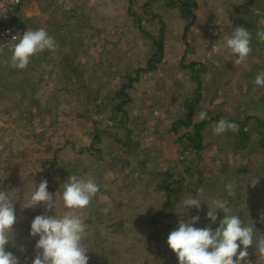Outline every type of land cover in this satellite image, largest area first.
Instances as JSON below:
<instances>
[{
  "label": "rangeland",
  "instance_id": "1",
  "mask_svg": "<svg viewBox=\"0 0 264 264\" xmlns=\"http://www.w3.org/2000/svg\"><path fill=\"white\" fill-rule=\"evenodd\" d=\"M193 1L195 18L185 38L182 31L190 18L180 11L182 0H70V10L58 5L63 18L69 13L71 25L65 33L52 36L54 50L33 56L27 68L19 70L4 64L13 46L4 48L6 55H0V174L7 178L2 179L0 187L17 199L14 238L18 247L9 244L6 251L19 257L20 264H31L35 256L39 237L29 235L30 224L44 212L39 205L22 210L20 200L31 193L33 183L38 185L41 179H47L48 191L54 201H59L60 185L69 175L94 178L102 193L86 208L74 210L86 224L84 245L89 248L90 258L96 252L104 255L112 249L114 234L106 231L108 218L130 214L129 220L137 226L134 231L119 230L117 238L124 237L120 240L124 244L122 256L117 260L109 255L104 264H178L167 237L178 227L176 212L183 210L177 203L182 195L202 187L205 198H227L224 187L232 179L238 183L237 197L231 201L234 214L245 223L253 220L257 237L264 233V223L260 222V214L264 213V150L259 145L264 133V100L254 84L256 75L264 71V43L256 38L259 17L252 12V8L264 11V0ZM15 10L8 19L18 25ZM162 24V60L155 70L140 72L137 81L124 89L128 100L114 117L112 106L116 101L107 98H113L126 81L127 71L147 65L153 49L148 35L156 37ZM238 26L252 34V52L245 64L235 66V57L225 48V41ZM214 45L219 51L212 50ZM191 61L205 65L199 71L201 100L193 106V122L199 120L198 113L204 109L211 118L202 127L204 148L196 156L182 152V144L175 141L192 125L180 126L177 133L169 131L173 119L185 115V100L194 96L195 78L189 67L181 66ZM38 76L43 82L38 80L39 84L33 86ZM22 80L24 85L20 87L9 86L11 81ZM12 96L24 98L23 102L32 96L29 116L19 113ZM220 119L243 120L242 128L249 140L239 141L236 132L231 131L213 135L212 128ZM94 124L107 131L101 132L97 143H90ZM126 131L136 150L129 152L130 148L118 142L117 137L124 138ZM237 142L245 143L244 147ZM82 147L85 150H80ZM58 148L57 163H51L48 159ZM184 156L189 157L194 174L189 175L180 162ZM167 170L184 178L179 186L172 185L177 195L168 203L171 212L155 221L153 214L165 204V177L159 171ZM251 175L259 178L256 187L247 183ZM56 211L63 214L66 209L58 204ZM206 212L207 205L202 202L195 227L210 223L205 219ZM188 215H197V211L190 209L185 218ZM222 215H218V221ZM218 221L212 224L214 229ZM165 223L170 228L157 232L158 225L164 227ZM95 241L100 242L101 250L94 248ZM131 252L136 253L137 260L129 259ZM249 259H257L254 246H249ZM94 263V259L88 262Z\"/></svg>",
  "mask_w": 264,
  "mask_h": 264
},
{
  "label": "clouds",
  "instance_id": "2",
  "mask_svg": "<svg viewBox=\"0 0 264 264\" xmlns=\"http://www.w3.org/2000/svg\"><path fill=\"white\" fill-rule=\"evenodd\" d=\"M70 10V0H57ZM237 0L236 3H243ZM3 5H0V9ZM255 16L259 17L256 38L264 43V11L252 8ZM219 24V19L217 20ZM11 40L17 41L10 49L11 55L4 60L6 66L23 70L27 68L33 56L46 50H54L55 39L43 27L26 30L22 35H13ZM252 34L243 26L234 28L231 36L226 38L225 48L235 57V66L245 64L252 52ZM212 50L219 51L214 47ZM0 55H6L0 47ZM254 84L264 87V71L259 72ZM204 109V108H203ZM208 118V110L199 111V121ZM239 125L220 119L212 128L213 135H222L228 131L237 132ZM247 183L256 187L259 178L248 177ZM60 200L54 201L48 191L47 179H41L38 185L33 183V190L20 200V208L35 209L38 205L44 207L42 214L36 215L30 224L29 235L39 237L34 246L35 256L31 264H88L89 256L84 245L86 239V224L74 214V210L86 208L100 192V186L92 177L69 175L60 185ZM238 183L235 179L225 184L227 198H205L204 188H196L194 192L182 195L177 203L183 211L178 214V227L167 237V245L176 255L178 264H264V233L257 237L255 222L245 223L240 216L234 214L231 201L237 197ZM58 190V191H59ZM9 190L0 187V264H20L19 257L11 251H6V245L18 247L15 242L14 224L17 221L14 203ZM207 205L205 219L210 223L204 227H195L200 221L201 203ZM66 211L58 214L57 205ZM195 209L197 215L185 214ZM53 215L48 213L53 212ZM223 214L218 221V215ZM215 229L212 224L217 223ZM260 222L264 223V213L260 214ZM249 246H254L257 257L255 262L249 259ZM23 251L22 246H20ZM239 250V251H238Z\"/></svg>",
  "mask_w": 264,
  "mask_h": 264
},
{
  "label": "trees",
  "instance_id": "3",
  "mask_svg": "<svg viewBox=\"0 0 264 264\" xmlns=\"http://www.w3.org/2000/svg\"><path fill=\"white\" fill-rule=\"evenodd\" d=\"M182 1L183 2L180 3V7H179L180 11L183 15L189 16V18H190V20L185 24L184 29H183V38H185L186 37L185 36L186 31L188 30L190 23L195 18V14L192 11V9H193V6H196V2H194L193 0H182ZM11 23H14V22H11ZM145 33L147 34L146 31H145ZM164 34H165V28H164L163 24L159 27V34H157L156 37L147 34L152 39V42H153V49L151 50V55L148 57L147 65L143 66V67L136 68L134 70L127 71L125 73L126 81L124 83H122L120 85V88L117 89L113 93V96H112L113 98H109V97L107 98L110 101L111 100L116 101L115 104L112 106V110H114V112H113L114 117L116 115H118L117 112L122 109L123 104H125L126 103L125 101L128 100L127 98L126 99L124 98V97H126V92H124V89L131 86L133 84V82L137 81V77H138L140 72L143 73V72H149V71L155 70L157 68V64L162 60V58H163V39L165 38ZM181 66L189 67L191 74L195 78V83H197V85L193 90L194 96L185 100V102L183 104V107L185 110V115H183V117L173 119V122H171V128L169 131L173 132V133H177L180 126L188 127V126L192 125V127H193L192 129L186 130L183 133H179L175 137V141L180 142L182 144V152H185V151L186 152H192L196 156V155H198L199 151L204 148V144L202 143V138H203L202 127L207 123V121L211 120V118H207L204 121L198 120V121L193 122V115H192L193 114V106L196 105L201 100L200 88H201L202 79H201L199 71L204 69L205 65L202 62L191 61L186 65L184 63H181ZM257 88L261 91L259 94V96L262 97L261 100H264V89H262V86H258ZM96 96H98V95H96ZM260 97L258 99H260ZM16 113H17V111H16ZM123 114L124 113H122V115ZM231 121L235 122L239 125V129L236 132V137L239 138V141L244 140L246 138L247 132L242 128V125L244 126V124H245L243 122V120L233 119ZM262 126L264 127V123H262ZM103 131H107V129H102L97 124H94V127L90 131V136H91L90 143H97L100 140V138H101L100 134ZM128 133H130V132L126 131V136L124 138H121V137H117V138H118V142L122 146L125 145L126 147H128V149L129 148L131 149V150H129V152H130V151L136 150L137 147L134 145V141L131 140L130 136H128ZM248 140H249V135H248V138H246L244 140V142H247ZM237 145L240 147H244L245 143L243 144V143L237 142ZM259 145H260V148L264 150V133L261 134V136H260ZM59 149L60 148H58L55 151V154L52 157H50L48 159V161H50L51 163L52 162L57 163V162H55V157H56V152ZM86 149H87V151H91V149H89V148H86ZM80 150H85V148L82 147ZM188 160H189V157L184 156V158H182L180 160V162L183 164V167L185 168V170H187L189 175H190V173L194 174V169H190L191 165L188 164ZM176 165H177V163H176ZM176 165H174V166L176 167ZM170 168H172V167H170ZM175 170H177V169H175ZM159 173L163 174L165 177L162 181V184L164 186V195H165L164 202H165V204L163 206H161V209L159 208L153 214L152 217L154 218L155 221L161 219V218H159L160 215L171 212L172 205H168V203L171 204V202L175 201L176 195H177L176 194L177 191L173 188L174 186H172V185L175 184V185L179 186L180 183H182L183 178H184V176L181 175L180 173H177V175H174L175 172L174 171L171 172L170 170L163 171V172L159 171ZM172 175L176 178H172ZM2 176H4V177L2 178ZM6 178L7 177H5V175L0 174V184L3 182V180H6ZM14 179L16 180V178H14ZM7 182H9V185L12 184V180H7ZM21 183H23V185H24L23 181ZM99 194H102V193L100 192ZM129 216H130V214H123V216H117L116 215L113 220L110 218L107 219V222L109 224L106 228L107 229L106 231H111V233L114 234V241L111 242L112 249L109 250L108 254L103 255V253L101 251L92 254V258L89 257V261L94 259L95 260L94 264H104L105 257H109V255L115 257L117 260L122 256V253L120 252V250H121V248H123L122 245H124V244H121L120 240L124 237H119V239L117 238L118 237L117 234L119 233V230L122 228H124V230L126 228H128V229H131L132 231H134L137 228L134 220H129ZM17 222L18 221H16V223ZM167 228H170V225L168 223H165L164 227L159 228V225H158L156 231L160 232L163 230H167ZM129 233H130V231H128L125 236H127ZM116 240H119V241H116ZM125 240L127 241L126 238H125ZM94 248L100 249V250L102 249L99 241H95ZM113 249H116V250L113 251ZM136 257H137L136 253L131 252L129 259L130 260H137ZM164 260L166 261L167 257H165V258L163 257V261ZM137 263H138V261H135V264H137Z\"/></svg>",
  "mask_w": 264,
  "mask_h": 264
},
{
  "label": "crops",
  "instance_id": "4",
  "mask_svg": "<svg viewBox=\"0 0 264 264\" xmlns=\"http://www.w3.org/2000/svg\"><path fill=\"white\" fill-rule=\"evenodd\" d=\"M58 5L61 6V4L56 2V0H22V2L16 8L17 15L15 16V20H14L18 22L20 26L21 35L27 29L34 30V29H38L41 27L45 28L48 34L51 36H54L60 33L61 34L65 33L69 25H71V23L69 22L71 18L69 17L68 12H67L68 15H66V17L63 18L62 12L59 10ZM61 7L63 10H65L64 6H61ZM41 75L43 76V74ZM38 80L41 81V78L39 76L37 79L33 80L34 81L33 86H37L39 84ZM14 84L20 87V85H24V81L23 80L17 81L16 83L15 82L12 83L11 81L9 86H12ZM12 97H14L15 102H17L19 113L28 114L29 112L27 111H30L28 108H32V105H31L32 96H30V98H28V100L24 102H23L24 98H21L20 96H17V97L12 96ZM18 97L20 98L18 99ZM25 106H28V107H25Z\"/></svg>",
  "mask_w": 264,
  "mask_h": 264
},
{
  "label": "built area",
  "instance_id": "5",
  "mask_svg": "<svg viewBox=\"0 0 264 264\" xmlns=\"http://www.w3.org/2000/svg\"><path fill=\"white\" fill-rule=\"evenodd\" d=\"M22 0H0V47L14 46L17 41L11 40L13 35H21L19 24L11 23L8 16L17 8ZM7 51V49H5Z\"/></svg>",
  "mask_w": 264,
  "mask_h": 264
}]
</instances>
